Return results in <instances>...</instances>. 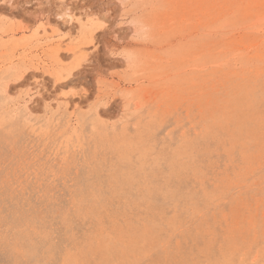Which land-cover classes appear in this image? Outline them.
I'll list each match as a JSON object with an SVG mask.
<instances>
[{
	"label": "rangeland",
	"instance_id": "obj_1",
	"mask_svg": "<svg viewBox=\"0 0 264 264\" xmlns=\"http://www.w3.org/2000/svg\"><path fill=\"white\" fill-rule=\"evenodd\" d=\"M92 262L264 264V0H0V264Z\"/></svg>",
	"mask_w": 264,
	"mask_h": 264
},
{
	"label": "bare ground",
	"instance_id": "obj_2",
	"mask_svg": "<svg viewBox=\"0 0 264 264\" xmlns=\"http://www.w3.org/2000/svg\"><path fill=\"white\" fill-rule=\"evenodd\" d=\"M262 10V9H261ZM151 132V131H150ZM136 134V133H135ZM142 135V134H141ZM136 136H137V134H136ZM140 136V135H139ZM145 140V139H144ZM112 141V140H111ZM163 141V140H162ZM160 142V141H159ZM152 143V142H151ZM124 144V143H123ZM125 145V144H124ZM170 145V144H169ZM160 146V145H159ZM150 148V147H149ZM112 150V149H111ZM153 150V149H152ZM156 152V151H155ZM158 152V151H157ZM169 152V151H168ZM177 154V153H176ZM188 154V153H187ZM114 155V154H113ZM118 156V155H117ZM163 156V155H162ZM183 156V155H182ZM116 157V156H115ZM158 157H159V155H158ZM113 158V157H112ZM112 158H111V160H112ZM162 159V158H161ZM169 159V158H168ZM152 160V159H151ZM167 160V159H166ZM153 161V160H152ZM112 163V162H111ZM147 163V162H146ZM184 164H185V162H184ZM121 165V164H120ZM146 165V164H145ZM145 165H144V167H145ZM149 165V164H148ZM189 165V164H188ZM136 166V165H135ZM194 166V165H193ZM134 167V166H133ZM148 167V166H147ZM108 168V167H107ZM115 168V167H114ZM137 168V167H136ZM139 168V167H138ZM154 169V168H153ZM177 169V168H176ZM104 170V169H103ZM105 170H107V169H105ZM186 170V169H185ZM112 171V170H111ZM110 171V172H111ZM154 171V170H153ZM115 172V171H114ZM110 175V174H109ZM108 175V176H109ZM109 178V177H108ZM116 179V178H115ZM130 179V178H129ZM135 180V179H134ZM132 181V180H131ZM102 182V181H101ZM126 185V184H125ZM119 186V185H118ZM206 186V185H205ZM130 187V186H129ZM140 187V186H139ZM138 187V188H139ZM120 188V187H119ZM110 189V188H109ZM133 190V189H132ZM134 190H135V188H134ZM216 190V189H215ZM119 192V191H118ZM228 198V197H227ZM226 198V199H227ZM133 202H134V200H133ZM132 202V203H133ZM212 205V204H211ZM122 206V205H121ZM157 206V205H156ZM214 207V206H213ZM187 208V207H186ZM218 208V207H217ZM139 210V209H138ZM226 210V209H225ZM207 211V210H206ZM146 212V211H145ZM114 213V212H113ZM112 215V214H111ZM115 215V214H114ZM155 215H157V214H155ZM159 215V214H158ZM163 215V214H162ZM173 217V216H172ZM196 217V216H195ZM106 218V217H105ZM161 218H162V216H161ZM122 219V218H121ZM159 219V218H158ZM143 220V219H142ZM110 221V220H109ZM155 221V220H154ZM157 221V220H156ZM129 222V221H128ZM142 222V221H141ZM197 222V221H196ZM103 223V222H102ZM109 223V222H108ZM154 223V222H153ZM152 224V223H151ZM112 225H113V223H112ZM129 225V224H128ZM143 226H145V225H143ZM142 226V227H143ZM154 226V225H153ZM137 227V226H136ZM139 227V226H138ZM91 228V227H90ZM97 228V227H96ZM108 228V227H107ZM115 228H117V227H114V229ZM113 230V229H112ZM160 232H162V231H160ZM195 232V231H194ZM102 233V232H101ZM151 233V232H150ZM73 234V233H72ZM48 235V234H47ZM117 237V236H116ZM164 238V237H163ZM101 240V239H100ZM152 240V239H151ZM44 241V240H43ZM157 241V240H156ZM123 242V241H122ZM159 242V241H158ZM42 244V243H41ZM71 244V243H70ZM22 245V244H21ZM159 245V244H158ZM52 246V245H51ZM149 246V245H148ZM152 245H150V247H151ZM70 247V246H69ZM111 248V247H110ZM116 249H118V248H116ZM115 249V250H116ZM159 249V248H158ZM75 251V250H74ZM122 251V250H121ZM112 252V251H111ZM114 253V252H113ZM152 253V252H151ZM67 254V253H66ZM73 254V253H72ZM77 254V253H76ZM79 254V253H78ZM85 254V253H84ZM84 254H83V256H84ZM124 254V253H123ZM140 254V253H139ZM135 255V254H134ZM56 256V255H55ZM64 256H66V255H64ZM68 256V255H67ZM81 256V255H80ZM79 256V257H80ZM123 257V256H122ZM220 257V256H219ZM116 259H117V257H115ZM174 258V257H173ZM79 259V258H78ZM81 259V258H80ZM65 260V259H64ZM82 260V259H81ZM143 260V259H142ZM111 261V260H110ZM56 262V261H55ZM108 262V261H107ZM141 262V261H140ZM166 262V261H165ZM171 262V261H170ZM60 263V262H59ZM78 263V262H77ZM81 263V262H80ZM93 263V262H92ZM111 263V262H110ZM136 263V262H135ZM94 264V263H93ZM99 264V263H98ZM153 264V263H152Z\"/></svg>",
	"mask_w": 264,
	"mask_h": 264
}]
</instances>
